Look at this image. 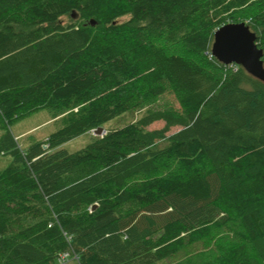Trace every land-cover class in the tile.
Segmentation results:
<instances>
[{"label":"trees","instance_id":"16d2710c","mask_svg":"<svg viewBox=\"0 0 264 264\" xmlns=\"http://www.w3.org/2000/svg\"><path fill=\"white\" fill-rule=\"evenodd\" d=\"M243 21L264 51V0H0V264H168L220 226L200 264H264V81L212 53ZM41 109L67 117L21 147Z\"/></svg>","mask_w":264,"mask_h":264},{"label":"rangeland","instance_id":"374dc122","mask_svg":"<svg viewBox=\"0 0 264 264\" xmlns=\"http://www.w3.org/2000/svg\"><path fill=\"white\" fill-rule=\"evenodd\" d=\"M67 21L68 18H65ZM174 108L180 109L181 105L174 97V94L170 90H167L165 94L151 101V103H145L139 108L129 109L123 114L105 122L102 127L105 130L115 129L117 127L124 126L128 123L134 122L144 116L150 110ZM67 117V113L61 115H55L53 112L47 109H41L40 111L30 115L27 118L21 119L11 126V129L17 137L20 146L25 147L30 143L40 140L47 141L52 132L57 130L63 123V118ZM165 124L164 121H155L150 125V128H161ZM175 129V128H174ZM173 129V130H174ZM2 131H0L1 135ZM103 134V133H102ZM98 134L94 131L82 134L66 143L61 145V148H66L70 151L78 150L85 146L90 141L94 140ZM47 146V145H46ZM12 161L10 155H0V168L8 166ZM235 229L232 231L234 232ZM234 234H236L234 232ZM233 235V234H232ZM237 239V235L230 237L225 226L218 227L213 233L206 235L198 240L197 243L189 245L187 248L180 249L175 255L171 256L168 264H200L198 254H203L206 251H215L219 245H231L232 241ZM240 241L239 237L238 240Z\"/></svg>","mask_w":264,"mask_h":264},{"label":"water","instance_id":"95a60500","mask_svg":"<svg viewBox=\"0 0 264 264\" xmlns=\"http://www.w3.org/2000/svg\"><path fill=\"white\" fill-rule=\"evenodd\" d=\"M256 40L255 32L246 22L227 23L215 31L212 53L225 64L242 65L253 76L264 81V51ZM104 132L106 130L102 126L94 129L98 135Z\"/></svg>","mask_w":264,"mask_h":264}]
</instances>
